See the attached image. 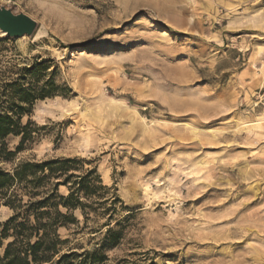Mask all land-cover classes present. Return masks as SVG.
Masks as SVG:
<instances>
[{"label":"rangeland","instance_id":"1","mask_svg":"<svg viewBox=\"0 0 264 264\" xmlns=\"http://www.w3.org/2000/svg\"><path fill=\"white\" fill-rule=\"evenodd\" d=\"M1 7L38 26L31 36L0 33V115L31 123L32 135L0 169L68 162L38 189L18 185L21 204L0 198V231L19 215L1 254L19 223L38 224L42 212L23 205L58 181L67 197L93 171L104 188L81 193L75 208L60 204L70 216L60 255L92 252L112 231L103 264H264V0ZM25 93L44 98L25 104ZM21 140L9 136L10 151Z\"/></svg>","mask_w":264,"mask_h":264},{"label":"trees","instance_id":"2","mask_svg":"<svg viewBox=\"0 0 264 264\" xmlns=\"http://www.w3.org/2000/svg\"><path fill=\"white\" fill-rule=\"evenodd\" d=\"M43 98L34 97L31 93H25L21 101L32 105L37 99ZM18 109L23 113L24 107H18ZM30 124L23 126L21 117L14 119L8 115H0V160L9 161L11 157L23 150V146L29 141V137L32 136L29 132ZM11 135L22 136L16 151H10L6 142ZM67 164L68 162L60 160L45 161L37 164L23 162L14 169L13 173H7L0 169V198L4 197V199H7V205H12V202L16 200L21 204L23 201L19 199L20 195L15 191L18 185L26 183L38 189L45 181L60 176V165L63 166V170H68L64 167ZM93 173V171H88L84 176L78 177L70 187L71 192L67 197L58 193L60 187V181H58L51 193L46 195L47 197L36 202L30 200L29 203L23 205L27 207V212L29 213L33 211L35 213L42 212L40 216H36L38 224L33 227H27L28 225L19 223L14 229V241L10 242L4 253L1 254L3 240L10 237V226L19 215L17 214V216H14V218L3 225V229L0 231V264H103L106 260L105 251L115 246L118 241V236L112 231H108L104 244L92 252L77 253L69 250L60 255V249L58 248L60 242H63L60 241L58 229L60 226H65L70 219L68 214L60 213V204L68 209L75 208L81 204V193L90 196L94 194L96 189H103L104 187H102L100 181H95V179L91 178ZM68 183L69 179H65L64 184L68 185ZM44 209H48V211ZM51 209L54 210L55 217L51 216L49 211ZM45 215H48L49 220L43 223L41 220ZM60 218L64 220L62 223ZM33 235H36L38 240L32 243L31 238ZM55 257L57 258L55 259Z\"/></svg>","mask_w":264,"mask_h":264},{"label":"water","instance_id":"3","mask_svg":"<svg viewBox=\"0 0 264 264\" xmlns=\"http://www.w3.org/2000/svg\"><path fill=\"white\" fill-rule=\"evenodd\" d=\"M37 26V22L27 14H16L9 8H0V30L8 37L31 36Z\"/></svg>","mask_w":264,"mask_h":264},{"label":"bare ground","instance_id":"4","mask_svg":"<svg viewBox=\"0 0 264 264\" xmlns=\"http://www.w3.org/2000/svg\"><path fill=\"white\" fill-rule=\"evenodd\" d=\"M0 33H1L2 35H5L1 30H0Z\"/></svg>","mask_w":264,"mask_h":264}]
</instances>
